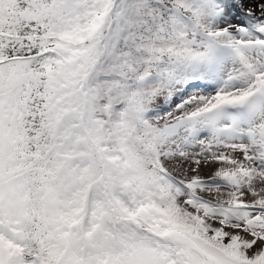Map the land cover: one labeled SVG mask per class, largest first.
Here are the masks:
<instances>
[{"label":"snow or ice","instance_id":"1","mask_svg":"<svg viewBox=\"0 0 264 264\" xmlns=\"http://www.w3.org/2000/svg\"><path fill=\"white\" fill-rule=\"evenodd\" d=\"M0 264H264V0H0Z\"/></svg>","mask_w":264,"mask_h":264}]
</instances>
